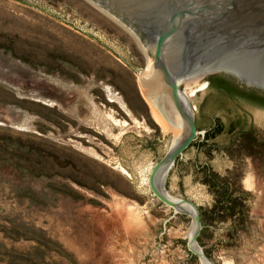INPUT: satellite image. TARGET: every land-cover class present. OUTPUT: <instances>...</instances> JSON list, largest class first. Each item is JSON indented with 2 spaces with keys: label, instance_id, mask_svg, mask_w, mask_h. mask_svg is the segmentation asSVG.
<instances>
[{
  "label": "rangeland",
  "instance_id": "rangeland-1",
  "mask_svg": "<svg viewBox=\"0 0 264 264\" xmlns=\"http://www.w3.org/2000/svg\"><path fill=\"white\" fill-rule=\"evenodd\" d=\"M126 27L91 0H0V264H201L192 218L149 186L172 132L139 82L154 49ZM181 86L198 129L222 131L165 187L200 208L215 264H264V105L208 77Z\"/></svg>",
  "mask_w": 264,
  "mask_h": 264
},
{
  "label": "water",
  "instance_id": "water-1",
  "mask_svg": "<svg viewBox=\"0 0 264 264\" xmlns=\"http://www.w3.org/2000/svg\"><path fill=\"white\" fill-rule=\"evenodd\" d=\"M91 1L129 27L147 50L154 49L147 96L172 137L150 171L149 186L162 203L192 218L187 247L201 264H215L199 245L200 208L165 187L176 160L208 131L198 129L195 107L181 85L219 75L264 96V0Z\"/></svg>",
  "mask_w": 264,
  "mask_h": 264
},
{
  "label": "trees",
  "instance_id": "trees-1",
  "mask_svg": "<svg viewBox=\"0 0 264 264\" xmlns=\"http://www.w3.org/2000/svg\"><path fill=\"white\" fill-rule=\"evenodd\" d=\"M208 81L210 83V85L213 84H217L218 86L225 88L227 90H231L234 92H240L243 93L245 95H247L249 98L253 99L254 102H256L257 104L260 105H264V96L260 95L258 92L256 91H247L243 88H240L239 86H237L234 82H232L231 80L219 76V75H214V76H210L208 78ZM222 131V124L220 122L219 119L216 120L215 122V127H214V131L213 133L208 130L206 132V138H210V137H214L217 133ZM213 186L217 189H225L226 191L224 192L223 196L221 197V199L219 200V205L221 206L222 209H224L226 212L230 213V214H234L236 212V210L239 208V211L241 213H243V208H242V198L241 196H234V193H232L230 191V188L228 186V184L224 183L221 184L217 181H213ZM242 195V193H241Z\"/></svg>",
  "mask_w": 264,
  "mask_h": 264
},
{
  "label": "bare ground",
  "instance_id": "bare-ground-1",
  "mask_svg": "<svg viewBox=\"0 0 264 264\" xmlns=\"http://www.w3.org/2000/svg\"><path fill=\"white\" fill-rule=\"evenodd\" d=\"M100 8V7H99ZM108 13V12H107ZM110 14V13H109ZM111 15V14H110ZM111 16H113V15H111ZM116 20H118L115 16H113ZM119 21V20H118ZM120 23H122L121 21H119ZM123 24V23H122ZM124 25V24H123ZM126 26V25H125ZM126 28H128L129 30H130V28L129 27H126ZM131 31V30H130ZM132 32V31H131ZM143 44V43H142ZM142 44H141V46H142ZM147 48V47H146ZM152 63H153V59L150 57V56H148V64H147V67H146V69H144V72L142 73V75H141V77L139 78V82H140V86H141V88H142V90H143V92H144V94L147 96V92H148V94H152V78H149V79H147V74H148V70L151 68V66H152ZM148 97V96H147ZM148 100H149V98H148ZM149 102H150V106H152V103H151V101L149 100ZM152 108H153V106H152ZM153 112H154V116L153 117H155L156 118V121H158L159 122V124L161 125V126H163L167 131H170L171 130V128H170V126L167 124V122H164V121H162L161 119H160V117H159V115L157 114V112L154 110V108H153Z\"/></svg>",
  "mask_w": 264,
  "mask_h": 264
}]
</instances>
